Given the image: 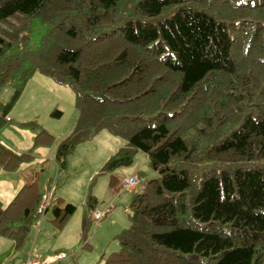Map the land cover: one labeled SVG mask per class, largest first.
Returning <instances> with one entry per match:
<instances>
[{
    "label": "trees",
    "instance_id": "trees-1",
    "mask_svg": "<svg viewBox=\"0 0 264 264\" xmlns=\"http://www.w3.org/2000/svg\"><path fill=\"white\" fill-rule=\"evenodd\" d=\"M36 70L75 92L60 165L107 128L127 143L105 170L140 150L157 174L103 264H264V0H0V85ZM21 156L0 144L5 170ZM39 200L35 180L0 205V235L19 245ZM51 207L58 228L75 210Z\"/></svg>",
    "mask_w": 264,
    "mask_h": 264
},
{
    "label": "rangeland",
    "instance_id": "rangeland-1",
    "mask_svg": "<svg viewBox=\"0 0 264 264\" xmlns=\"http://www.w3.org/2000/svg\"><path fill=\"white\" fill-rule=\"evenodd\" d=\"M46 28L38 19L31 23L29 34L35 46ZM25 47L9 52L20 54ZM75 100L71 85L58 83L37 70L25 80L15 75L0 85V103L10 102L6 122L0 126V144L18 155L27 154L19 157L21 161L13 170L0 166V205L5 207L24 184L35 180L39 203L45 198L51 201L43 214L31 213L19 245L0 235V264H23L29 252L51 264H103L120 247L117 235L130 225L133 198L157 175L148 155L140 150L130 163L105 170L107 159L127 143L107 128L77 143L60 165L56 150L77 122ZM130 175L137 182L127 189L121 183ZM56 198L75 207L62 228L51 220ZM89 198H93L92 206ZM94 212L101 215L99 219L92 217ZM61 252L64 257L57 258Z\"/></svg>",
    "mask_w": 264,
    "mask_h": 264
},
{
    "label": "built area",
    "instance_id": "built-area-1",
    "mask_svg": "<svg viewBox=\"0 0 264 264\" xmlns=\"http://www.w3.org/2000/svg\"><path fill=\"white\" fill-rule=\"evenodd\" d=\"M137 182V178L135 176H129L127 177L122 185H124L125 188L127 189H132ZM47 199H43L42 202L39 203V205L36 208V212L38 214H43L45 212V210L47 209L48 205H51V201H46ZM100 215L95 213L94 214V218H99ZM63 254L58 255V258L63 257ZM23 264H51L50 262H43L41 263L39 260V257L37 254H33V253H28L26 260L24 261Z\"/></svg>",
    "mask_w": 264,
    "mask_h": 264
},
{
    "label": "bare ground",
    "instance_id": "bare-ground-1",
    "mask_svg": "<svg viewBox=\"0 0 264 264\" xmlns=\"http://www.w3.org/2000/svg\"><path fill=\"white\" fill-rule=\"evenodd\" d=\"M34 204H35V203H34ZM10 219H11V218H10ZM11 221H13V220H11ZM11 221H10V222H11ZM13 230H14V229H13Z\"/></svg>",
    "mask_w": 264,
    "mask_h": 264
}]
</instances>
